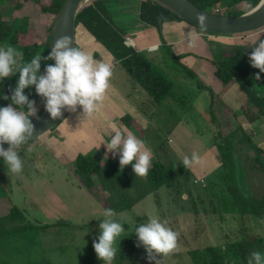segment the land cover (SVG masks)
I'll use <instances>...</instances> for the list:
<instances>
[{
    "label": "rangeland",
    "instance_id": "1",
    "mask_svg": "<svg viewBox=\"0 0 264 264\" xmlns=\"http://www.w3.org/2000/svg\"><path fill=\"white\" fill-rule=\"evenodd\" d=\"M108 2V6H112V2ZM48 3L49 0H41L39 3L27 1L23 7L13 12L8 5L2 6L6 18L24 15L29 17V32L20 37V43L30 39L39 42L45 40L47 28L54 18V15L41 10V6ZM114 3L116 4L115 1ZM96 5L101 13H108L105 0L97 1ZM243 7V4H239L228 9L225 5H218L215 12L232 13ZM113 10L116 11V7ZM120 14L123 13L120 11ZM108 17L114 21L116 12L108 13ZM137 23L139 24L138 21ZM112 24L116 29L114 22ZM82 32L79 25V38L82 37ZM262 32L264 27L241 34H214L238 37L241 48L251 53L253 42H247L258 40ZM99 44L104 46L100 42ZM7 46L17 49L14 43L0 42V47ZM100 51L98 56L102 63H107L106 53ZM87 53L90 54V50ZM112 61L115 66L112 68L110 85L116 87V59L113 57ZM175 61L176 63L170 65L163 60L154 61L159 70L173 82L171 93L154 106L147 91L139 86V100L136 104L139 109L136 113H140L141 109L145 115L143 118H149L153 114L154 119L147 122L148 127L146 124L141 126L142 122L137 123V133L151 151L153 161H164L175 170L177 177L173 187H161L148 192L144 176H136L135 179L131 164L127 170H122L116 176V161L119 162L120 153L117 152L114 158L111 152H106L107 146H104L93 151L100 159L101 172L99 176H92L93 184L88 188L73 176L74 164L69 163L71 154L80 149L73 144L69 151L65 150L68 154L66 159L59 161L61 154L46 141L53 131L51 129L36 141L21 146L19 155L24 162L21 173L14 174L9 171L3 158H0V183L5 184V187L0 186V206L3 202L6 208H18L16 216L11 219L5 217L10 209L6 212V208L0 210V231L9 234L23 227L42 226L35 230L0 235V264H5V258L15 264H84L88 257L96 254L93 239L98 242L99 223L104 219L103 212L107 209L109 200L111 203L116 202L119 197L122 198L121 195L128 197L133 206L115 212V219L122 223L125 231L117 240L120 252L113 264L118 261L129 264L130 246L127 242L136 216H147L146 219L143 218L145 222H148L149 217L155 216L161 221H167V226L179 233L178 251L162 257L161 264H195L193 256L202 254L200 251L206 253L207 246L224 245L240 240L245 235L250 238H264V218L250 212L242 216L237 211L239 206L232 204L236 193L240 195L238 200L242 204L258 200L264 191V174L260 167L264 154L261 151L264 150V113L258 107H248L258 113L260 120L250 121L246 117V122L249 123L244 125L247 126V129H243L244 134L241 133L239 129L245 127L237 123L236 115L229 113L236 105L233 99L229 100L228 95H218V89L212 84L206 90L203 77L190 76ZM220 62L222 63L217 57L216 64ZM223 63L226 64L227 61ZM118 68L124 73L120 65ZM236 82L246 91L245 80L242 79V83ZM121 83L128 87L124 79L118 82ZM257 89L264 92L262 85L257 86ZM250 94L252 92H246L247 98ZM105 100L116 109L118 100L115 95L111 94ZM35 101L39 114L44 105L40 99ZM139 118L140 115L136 120L139 121ZM114 124L122 131L123 121H114ZM123 132L126 134L125 128ZM102 135L106 143L110 142L112 136H107L105 132ZM54 139L58 140L55 141L58 147L62 146L59 142L60 136ZM220 147H224L231 155V166L234 170L230 172V181L227 179L228 169L223 167ZM193 152L199 155L200 163L193 165L190 170L185 169L181 160L185 156L191 157ZM104 167H107L108 173L103 170ZM233 181L236 186L235 193L229 189V184ZM47 224L49 226H43ZM201 257H197V261L200 262ZM134 259L132 264H150L143 246L136 247ZM95 264L103 262L100 260Z\"/></svg>",
    "mask_w": 264,
    "mask_h": 264
},
{
    "label": "trees",
    "instance_id": "2",
    "mask_svg": "<svg viewBox=\"0 0 264 264\" xmlns=\"http://www.w3.org/2000/svg\"><path fill=\"white\" fill-rule=\"evenodd\" d=\"M33 1L36 3L41 2V0H0V42L14 43L17 50L24 54V62H30L33 56L40 54L42 56H47L49 51L48 46V31L51 24L47 28V33L45 40L39 42L36 39H30L24 43H20V37L26 35L29 32V17L27 15L18 17L12 16L11 18H6L4 12L2 11L3 5H8L11 12L20 9L23 7L25 2ZM64 0H49L48 4L41 6V10L44 13L55 15L59 8L61 7ZM99 0H90L87 2L78 12L75 20L76 28L81 25L89 33H91L94 38L102 43L106 49L113 55V57L118 60L119 64L125 69L131 79H133L140 87L144 88L149 94L150 98L153 101V105L160 104L166 97L171 93L173 88V82L168 79L164 73H162L157 65L151 60L143 51L137 50L131 46L125 44V37L116 30L108 17V13H101L98 9L96 2ZM199 7L210 11L215 12V8L218 5H225L228 9L239 4H243L244 7L238 10L233 11L232 13H219L224 15H238L245 13L255 7L260 0H191ZM251 5V7H249ZM140 17L143 21H146L155 26H160L164 21L178 19L179 17L173 15L166 8L161 5L151 1V0H141L140 2ZM208 33H216L209 31H202ZM264 39V32L258 38V40ZM256 40L255 42H259ZM77 47V46H76ZM240 46H234L229 51L222 53L219 57L222 63L227 61V63H217L215 69V75L223 83H229L232 79L236 81L245 80L246 92H252L248 97L255 104L256 107L260 109V112L264 113V92H260L257 89V86H264V73L260 74L261 79L256 80L255 74L259 73L256 68H253L250 64L249 56L250 53L245 52ZM223 57V58H222ZM47 63H52V61H47ZM45 67V62H41V73H43ZM186 73L192 77H196V73L190 68L182 67ZM19 78V73L17 72L11 78H5L0 82V95H9V86L14 87ZM200 84L204 85L203 82L199 81ZM242 83V82H241ZM250 85V86H249ZM25 94L29 95V99L35 100L40 99L44 105V101L38 96L35 92V87L32 86L29 89H25ZM10 103L9 100L0 99V107L7 106ZM44 108V106H43ZM43 110V109H42ZM41 112V111H40ZM39 112V113H40ZM244 113L250 121H254L258 117V113L253 112L247 106L244 108ZM132 116L126 114L122 116V120L125 124H129ZM214 122V117L211 118ZM62 121V120H61ZM60 121V122H61ZM59 122V123H60ZM58 123V124H59ZM57 124V125H58ZM57 125L52 128L53 130ZM241 133L244 134L243 130L239 129ZM217 136V135H216ZM37 138L28 141L34 142ZM221 159L223 167L227 170V179L230 181V172H233L234 167L231 166V155L225 151L224 147H220ZM264 152V150H261ZM260 151V154H261ZM262 155V154H261ZM262 161L260 167L264 174V154L262 155ZM259 159V157H257ZM116 161V176L121 173L122 170L128 168L129 165L125 166L123 169L120 168V164ZM3 163V167H4ZM152 168H150L147 176H144V183L150 191H156L161 187H173L174 180L177 177L176 173L167 163L159 159H155L152 163ZM106 172L108 171L107 167L103 168ZM125 171V170H124ZM101 172V167L99 164L98 158L94 154H78L74 161L73 174L76 176L80 182H82L86 187L90 188L93 184V175ZM108 173V172H107ZM136 179V176L134 177ZM134 179V180H135ZM9 181V180H8ZM1 187H5L3 182L0 183ZM233 190V193L236 192V186L234 181L230 182L229 189ZM235 191V192H234ZM116 202L109 200L107 204V209H112L114 212L121 211L124 209H130L133 206L132 201L128 197L121 195ZM240 195L235 194L233 205H238L239 209L237 211L243 216L246 212H250L260 218H264V191L260 198L256 201H247L242 202L238 200ZM242 209L244 211H242ZM18 208L12 206L5 217L14 218L16 216ZM147 216H136L135 223L131 228V235L128 240V245L130 246L128 262L132 264L135 260L136 253V244L137 236L135 234V229L147 222L144 221ZM144 218V219H143ZM1 219V218H0ZM59 223V222H58ZM63 223V222H60ZM51 225V224H50ZM44 227L49 226L43 225ZM42 226H28L19 229L13 230V234L17 232H23L24 230L38 229ZM22 229V230H21ZM12 232H9L12 233ZM8 234L0 231V235ZM8 234V235H9ZM206 253L200 251L199 256L194 255L195 264H247V258L251 255L252 252H260L264 255V238L244 236L240 240L226 243L224 245H210L206 248ZM195 252V251H194ZM193 252V254H194ZM4 256H6L4 254ZM8 256V253H7ZM201 257V261H197V257ZM9 258V256H8ZM5 264H15L13 261L3 259ZM100 260L97 259V254H93L88 257L84 264H95ZM47 263V262H46ZM40 264V263H39ZM45 264V263H44ZM115 264H125L122 261H118Z\"/></svg>",
    "mask_w": 264,
    "mask_h": 264
},
{
    "label": "clouds",
    "instance_id": "3",
    "mask_svg": "<svg viewBox=\"0 0 264 264\" xmlns=\"http://www.w3.org/2000/svg\"><path fill=\"white\" fill-rule=\"evenodd\" d=\"M250 14L251 12H246V15ZM196 19L201 31H205L207 16L199 13ZM72 43L71 37L61 36L55 40L47 56L37 54L30 62H24V54L14 47H0V82L19 73L16 85L9 86L11 96L0 95V99H10L7 106L0 107V158H3L8 170L14 174L21 173L24 168L19 149L33 137L35 131L30 117L39 119L36 101L29 99L25 89L35 87L36 94L44 101V108L52 119L61 117L62 109L76 112L78 106L82 107L86 117L91 118L105 101L113 75L112 67L107 63H98L91 54L72 47ZM251 48V66L264 73V39L258 43L254 41ZM53 60L55 64L47 63ZM42 61L45 62L43 73ZM260 73L255 74L256 80L261 79ZM5 142L9 145L7 149L3 146ZM106 145L107 151L114 158L117 152L120 153L121 169L131 164L135 176L148 175L153 166V156L142 139L132 132L125 134L117 129ZM181 162L185 169L190 170L193 165L200 163V157L193 152L191 157L185 156ZM103 216L104 219L99 223L98 242L93 239V248L97 259L103 264H113L120 252L117 240L125 229L115 219L114 210L106 209ZM135 234L136 246L145 248L150 264H161L162 257L178 251L179 233L168 227L167 221H161L155 216L149 217L147 223L139 225ZM247 264H264V255L252 252L247 258Z\"/></svg>",
    "mask_w": 264,
    "mask_h": 264
},
{
    "label": "crops",
    "instance_id": "4",
    "mask_svg": "<svg viewBox=\"0 0 264 264\" xmlns=\"http://www.w3.org/2000/svg\"><path fill=\"white\" fill-rule=\"evenodd\" d=\"M105 1L107 3L106 7L109 8L108 13H112V11L116 12V18L115 20L113 18L114 21L111 22H114L116 30L125 37L124 42L127 46H131L147 53L151 60H163L169 65L176 63L175 60H177L178 64L181 66L190 68L196 73V75L204 78V82L207 85L205 88L206 90L210 87L209 84H212L218 89V95H228L229 100L233 99V103H236V105L232 107L233 109L230 110L229 113L236 115L237 123L239 125L244 126L246 123H249V121L246 122L243 108L244 106H251L254 109L256 106L249 97L247 98L246 91H243V88L235 79H232L226 84L215 75L216 58H219L222 53L229 51L230 48L232 49V47L236 45L240 46V43L238 44L237 41L238 37L202 32L200 29L181 19L167 20L160 26H155L141 19L140 0ZM108 1L112 2V6H108ZM118 3L121 5H118ZM114 7H116V11L113 10ZM119 8L123 14H120ZM81 28L83 32L81 35L82 37L80 38L78 36V27L76 28L78 39L76 46L85 52L90 50V54L98 63H102V60L98 56L99 50H101L100 52L106 53L107 64L113 68L115 66L112 61L113 57L106 47H102L99 44V41H97L83 26H81ZM127 38L130 39L129 42L126 41ZM254 41L256 40L247 43H252ZM119 65L118 60H116V87L113 84L110 85L111 90L108 92L111 93L107 92L106 94V98L111 94L116 96V99L118 100V103L116 102V109L111 107L108 101L105 100L93 117L89 118L83 114L82 107L78 106L76 112L68 111L62 121L48 135L46 141L50 142L52 147L54 146L56 152L61 154L58 157L59 161L63 162L62 160L66 159L68 154L65 150L69 151L73 144L80 150L71 154L69 163L72 165L78 154H94L93 151L107 146L102 133L105 132L107 136H113L115 130L120 129L119 126L116 127L114 121H123L122 116L126 114L131 115L132 119L127 125L123 121L122 132L125 128L126 133L132 132L137 138H139L137 133V123L142 122L141 126H144L143 124H146L147 126V122L149 123L153 121V114L149 118H143L145 115L143 114L144 112H141V109L139 111L140 113H136L138 109L136 104L137 100H139V85L130 78L125 69L120 65L123 68L124 73L121 72L118 68ZM123 79L125 83L128 84L127 88L124 87L122 83L118 84V82ZM133 99L135 103L133 102ZM119 101L121 102L120 105ZM153 113L156 114V112ZM139 115L140 118L138 119L139 121H137L136 118ZM112 116H115L116 118H112ZM256 119L260 120L258 117ZM244 127L245 128H242V130L247 129V126ZM181 128H184L183 123L181 124ZM59 136L61 137L59 142L62 143V146L60 147L55 143V141L58 140L54 139ZM97 158L100 160L98 156ZM65 165L67 166L68 164L66 163ZM74 177L77 179L76 176ZM9 200L11 201L10 198ZM1 203L3 205L0 206V210H3L6 208V204L3 202ZM9 209L10 208H6L5 212Z\"/></svg>",
    "mask_w": 264,
    "mask_h": 264
},
{
    "label": "water",
    "instance_id": "5",
    "mask_svg": "<svg viewBox=\"0 0 264 264\" xmlns=\"http://www.w3.org/2000/svg\"><path fill=\"white\" fill-rule=\"evenodd\" d=\"M90 0H64L58 12L54 15L52 24L48 31V46H51L55 40L61 36L71 37L72 47H76V16L80 9ZM162 7L166 8L179 19L188 22L194 27L200 29L196 19L197 14L203 13L207 16V29L205 31L223 33V34H241L256 31L264 27V0L247 12L238 15H223L216 12L207 11L191 0H151ZM254 9H259L254 11ZM201 30V29H200ZM55 64V61H52ZM66 109H62V116L52 119L45 108L38 114L39 119L32 118L35 126L33 137L30 140L40 137L52 128H54L67 114ZM29 140V141H30ZM4 148L9 147L8 143H4Z\"/></svg>",
    "mask_w": 264,
    "mask_h": 264
},
{
    "label": "built area",
    "instance_id": "6",
    "mask_svg": "<svg viewBox=\"0 0 264 264\" xmlns=\"http://www.w3.org/2000/svg\"><path fill=\"white\" fill-rule=\"evenodd\" d=\"M127 42H129L130 41V39L129 38H127V40H126Z\"/></svg>",
    "mask_w": 264,
    "mask_h": 264
}]
</instances>
